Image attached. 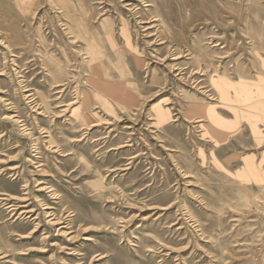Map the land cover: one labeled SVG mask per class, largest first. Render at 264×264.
I'll return each instance as SVG.
<instances>
[{
    "label": "rangeland",
    "instance_id": "1",
    "mask_svg": "<svg viewBox=\"0 0 264 264\" xmlns=\"http://www.w3.org/2000/svg\"><path fill=\"white\" fill-rule=\"evenodd\" d=\"M0 264H264V0H0Z\"/></svg>",
    "mask_w": 264,
    "mask_h": 264
}]
</instances>
